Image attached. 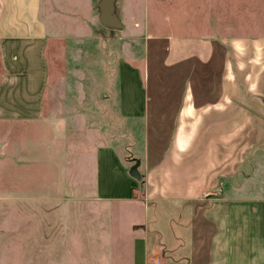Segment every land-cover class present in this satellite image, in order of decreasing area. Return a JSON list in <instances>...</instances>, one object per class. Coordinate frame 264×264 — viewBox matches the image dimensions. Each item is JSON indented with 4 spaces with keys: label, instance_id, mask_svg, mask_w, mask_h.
<instances>
[{
    "label": "rangeland",
    "instance_id": "rangeland-1",
    "mask_svg": "<svg viewBox=\"0 0 264 264\" xmlns=\"http://www.w3.org/2000/svg\"><path fill=\"white\" fill-rule=\"evenodd\" d=\"M99 1H45L44 103L57 127L0 115V264H109L117 204L100 190L133 177L144 153L148 31L222 38L237 96L264 111V0H117L122 29L100 22ZM4 62L0 54V79ZM219 196L264 208V146ZM261 229L253 247L264 261Z\"/></svg>",
    "mask_w": 264,
    "mask_h": 264
},
{
    "label": "crops",
    "instance_id": "crops-1",
    "mask_svg": "<svg viewBox=\"0 0 264 264\" xmlns=\"http://www.w3.org/2000/svg\"><path fill=\"white\" fill-rule=\"evenodd\" d=\"M45 1L0 0V115L48 129L59 121L45 113ZM143 40L141 176L100 190L102 201L117 204L109 264H264L253 247L264 208L219 196L264 146V111L237 96L229 45L203 33L148 31Z\"/></svg>",
    "mask_w": 264,
    "mask_h": 264
},
{
    "label": "water",
    "instance_id": "water-1",
    "mask_svg": "<svg viewBox=\"0 0 264 264\" xmlns=\"http://www.w3.org/2000/svg\"><path fill=\"white\" fill-rule=\"evenodd\" d=\"M117 0H100L98 2V8L100 11V22L109 29H122L124 23L116 11ZM264 103V97L261 98ZM139 161L134 164L130 170L132 176L140 178V172L138 170Z\"/></svg>",
    "mask_w": 264,
    "mask_h": 264
},
{
    "label": "built area",
    "instance_id": "built-area-1",
    "mask_svg": "<svg viewBox=\"0 0 264 264\" xmlns=\"http://www.w3.org/2000/svg\"><path fill=\"white\" fill-rule=\"evenodd\" d=\"M153 264H163V261L161 259H157L154 261Z\"/></svg>",
    "mask_w": 264,
    "mask_h": 264
}]
</instances>
